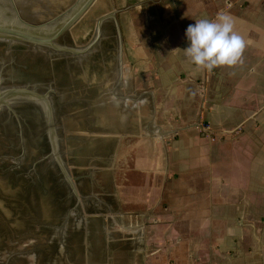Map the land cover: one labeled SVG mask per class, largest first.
Wrapping results in <instances>:
<instances>
[{
	"label": "crops",
	"instance_id": "1",
	"mask_svg": "<svg viewBox=\"0 0 264 264\" xmlns=\"http://www.w3.org/2000/svg\"><path fill=\"white\" fill-rule=\"evenodd\" d=\"M110 1L136 89L151 99L136 171L156 210L155 261L264 264V0ZM220 12L248 42L242 60L197 69L186 29Z\"/></svg>",
	"mask_w": 264,
	"mask_h": 264
},
{
	"label": "water",
	"instance_id": "2",
	"mask_svg": "<svg viewBox=\"0 0 264 264\" xmlns=\"http://www.w3.org/2000/svg\"><path fill=\"white\" fill-rule=\"evenodd\" d=\"M108 0H0V264H135L106 202Z\"/></svg>",
	"mask_w": 264,
	"mask_h": 264
},
{
	"label": "rangeland",
	"instance_id": "3",
	"mask_svg": "<svg viewBox=\"0 0 264 264\" xmlns=\"http://www.w3.org/2000/svg\"><path fill=\"white\" fill-rule=\"evenodd\" d=\"M108 2L119 34V63L117 68L106 69L100 75L109 120L106 136V202L116 206L120 223L139 227L134 242L135 264H159L155 261L154 253L160 245L153 241L158 235L154 233L157 221L151 218V213L156 210L151 207V194L143 200V175L136 171L138 137L142 132L148 133L137 128V124L142 117L152 121L151 99L136 89L135 66L130 63L127 49L122 46V33L111 1ZM147 250H150L148 255ZM164 259L160 258L162 263Z\"/></svg>",
	"mask_w": 264,
	"mask_h": 264
},
{
	"label": "clouds",
	"instance_id": "4",
	"mask_svg": "<svg viewBox=\"0 0 264 264\" xmlns=\"http://www.w3.org/2000/svg\"><path fill=\"white\" fill-rule=\"evenodd\" d=\"M189 46L183 49L187 60L197 69L212 71L241 62L248 42L234 30L233 18L220 12L214 20L199 19L185 32Z\"/></svg>",
	"mask_w": 264,
	"mask_h": 264
},
{
	"label": "built area",
	"instance_id": "5",
	"mask_svg": "<svg viewBox=\"0 0 264 264\" xmlns=\"http://www.w3.org/2000/svg\"><path fill=\"white\" fill-rule=\"evenodd\" d=\"M198 128H199L198 130L202 134H204L206 137L210 138L209 133L211 132V130H210V127L208 124H201ZM210 139H212V138H210Z\"/></svg>",
	"mask_w": 264,
	"mask_h": 264
}]
</instances>
